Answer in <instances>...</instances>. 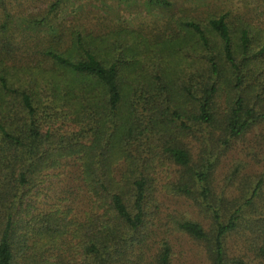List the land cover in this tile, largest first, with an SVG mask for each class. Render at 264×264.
<instances>
[{
  "label": "trees",
  "instance_id": "obj_1",
  "mask_svg": "<svg viewBox=\"0 0 264 264\" xmlns=\"http://www.w3.org/2000/svg\"><path fill=\"white\" fill-rule=\"evenodd\" d=\"M145 2L171 7L170 0ZM65 4L55 0L34 21L49 25L56 40L43 50L40 66L17 69L10 58L0 63V264H173V230L201 245L208 264H264V172L237 187L239 167L223 184L218 179L237 142L253 137L251 143L264 146V43L253 33L261 31L249 25L240 30L239 58L230 13L176 21L203 56L174 85L178 70L168 69L169 60L146 71L141 58L160 54L157 49L162 57L166 50L187 51L181 32L158 45L138 37L130 44L125 35L103 48L78 33L74 48L59 51L54 47L63 38L53 19ZM9 48L0 41V54L9 55ZM134 66L141 71L132 72ZM225 79L234 91L221 113ZM178 97L189 106L183 109ZM60 106L65 120L78 119L81 126L55 133L45 109ZM186 136L199 141L198 152ZM156 163L172 169L168 186L195 204L209 227L192 218L173 228L157 224L159 206L151 212ZM70 166L88 201L84 219L73 226L59 208L47 210L37 198L49 172ZM233 189L239 195L230 198ZM232 236L248 242L249 252L233 254Z\"/></svg>",
  "mask_w": 264,
  "mask_h": 264
},
{
  "label": "rangeland",
  "instance_id": "obj_2",
  "mask_svg": "<svg viewBox=\"0 0 264 264\" xmlns=\"http://www.w3.org/2000/svg\"><path fill=\"white\" fill-rule=\"evenodd\" d=\"M1 1L0 41L7 47L10 45V48L9 55L0 54V63L4 59L10 58L11 61L8 62L14 63L17 69H20L21 65L26 66L27 64L40 66L43 63L41 55L43 50L53 48L56 40L49 25L43 24L44 26H42L34 21L55 0ZM170 2L171 7L163 9L147 6L145 0H66L64 8L53 19L56 28L60 27V35L63 38L54 48H58L59 51L72 48L71 40L78 33L83 39L90 37L95 39L91 44L95 43L103 48L106 46V40L123 38L125 35L129 37L127 42L130 44H132L133 38L138 37L143 41L158 45L166 38L176 36L181 32V37L189 44L187 51L168 52L166 50L162 57L160 55L162 52L157 49L155 51L160 54L153 52V55L141 58L146 71L151 68L160 69L157 60L162 61L165 66L169 60L168 69L174 65L178 70V73L173 76L172 83L181 85L179 77L183 72L196 69V60L198 58L201 63L203 51L194 49L196 44L193 36L188 32H182V28L180 31L177 26L175 27L176 21L197 19L205 22L210 15L230 13V25L237 55L240 54L239 32L244 27L251 26L252 30L261 31L253 33L257 37V41H261L260 45L264 43V0H170ZM167 21H172L173 25L168 24ZM135 33H143V35L134 36ZM130 36L132 37L130 38ZM210 36L219 54V43L212 34ZM19 46L21 47L18 48ZM154 55L157 57H153ZM238 56L240 58V55ZM222 64L226 70L225 63L222 62ZM141 69V66H134L132 72L138 73ZM263 77L264 75H262ZM223 85V91L218 98L221 113L226 111L228 101L234 91L230 81L226 80ZM178 99L183 103V109L189 106L182 98L178 97ZM248 99L251 102L256 101V93L249 91ZM43 103L40 98L37 100V104L41 108H44ZM61 109V106L51 109L46 107L45 109L51 114L50 120L55 133L60 129H73L79 123L78 119L65 120L59 113ZM80 126L81 123H79ZM161 129L167 131V128L161 127ZM253 133L258 135V131ZM186 138V143L194 152H198L199 141L195 140V137L186 136ZM252 141L253 137L249 140H240L234 145L235 148L225 155L218 172L221 184H223L225 176L230 172L233 173L237 167L239 170L235 172L236 187L240 186L241 182L248 183L253 175L263 174L264 146H256L251 143ZM63 170L48 173L46 181L41 183V188L37 192L40 202L38 205H43L47 210L59 208L68 218V223L73 226L75 222L84 219L85 211L88 210V201L84 196V189L81 190V187L83 188L82 179L74 174L75 168L70 166ZM155 170L158 175L157 179L153 180V189L157 201L152 202L151 212H155L156 206H159V208L157 207V212H159L156 219L157 224L173 228L179 220L192 218L202 221L206 227H209L210 221L206 215L191 201L176 196L168 186L172 169L168 168L167 163L166 166L163 163H156ZM237 195H239L237 189H233L229 193L230 198ZM56 203H61L62 206L53 208ZM152 218L154 219L155 215ZM242 236L248 238L243 234ZM170 239L174 244L175 252L173 264H208L203 247L189 237L173 230ZM242 242L243 240L236 236L229 239L233 254L249 252V243L247 242L245 245Z\"/></svg>",
  "mask_w": 264,
  "mask_h": 264
}]
</instances>
